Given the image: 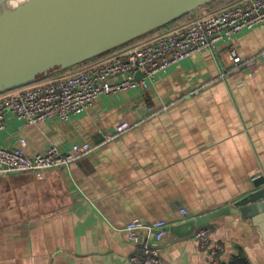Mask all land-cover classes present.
Returning a JSON list of instances; mask_svg holds the SVG:
<instances>
[{"label": "crops", "instance_id": "obj_1", "mask_svg": "<svg viewBox=\"0 0 264 264\" xmlns=\"http://www.w3.org/2000/svg\"><path fill=\"white\" fill-rule=\"evenodd\" d=\"M231 46L245 59L264 51V25L172 66L147 89L102 96L68 122L27 125L9 114L0 147L24 138L31 153L85 142L94 151L67 168L0 178V264H132L133 220L171 227L248 196L253 176L264 177V59L252 77L234 68ZM124 122L132 127L117 133ZM207 227L223 261L243 254L264 264V214ZM140 235L155 244L149 230ZM158 248L162 264H211L193 235L169 231Z\"/></svg>", "mask_w": 264, "mask_h": 264}, {"label": "built area", "instance_id": "obj_2", "mask_svg": "<svg viewBox=\"0 0 264 264\" xmlns=\"http://www.w3.org/2000/svg\"><path fill=\"white\" fill-rule=\"evenodd\" d=\"M264 25V0H242L223 10L209 12L202 8L190 23L164 33L146 43L137 45L88 67L44 78L36 83L0 95V130L6 128L7 116L13 115L27 125H41L59 120L68 122L93 107L102 96L116 95L132 89H147L172 66L197 54L215 52L219 43L231 41L245 31ZM234 68L249 71L255 76L264 51L249 59L243 58L234 46L228 50ZM239 72L234 75L238 76ZM227 79L224 72L221 76ZM151 111H154L153 109ZM132 126L121 123L116 132L123 133ZM94 151L85 143H75L63 152L50 144L42 153H31L28 142L20 138L15 149L0 147V178L16 173H38L67 168L75 161ZM262 173L253 176L256 182ZM187 214L186 210L181 211ZM154 235L155 244L141 241V230ZM130 240L138 245L132 264H162L158 244L168 235L165 221L145 224L133 220L126 226ZM199 247L211 256V264H229L222 260L224 246L213 244L211 229L203 227L194 235Z\"/></svg>", "mask_w": 264, "mask_h": 264}, {"label": "water", "instance_id": "obj_3", "mask_svg": "<svg viewBox=\"0 0 264 264\" xmlns=\"http://www.w3.org/2000/svg\"><path fill=\"white\" fill-rule=\"evenodd\" d=\"M217 0H0V95L36 83L120 48L194 14ZM264 214V177L218 212L169 227L194 236L221 216Z\"/></svg>", "mask_w": 264, "mask_h": 264}, {"label": "trees", "instance_id": "obj_4", "mask_svg": "<svg viewBox=\"0 0 264 264\" xmlns=\"http://www.w3.org/2000/svg\"><path fill=\"white\" fill-rule=\"evenodd\" d=\"M238 1H241V0H217L211 4H209L208 6H205L204 9H207L209 12H214V11H218V10H221L229 5H232ZM195 15L194 14H189V15H186L184 17H182L181 19L177 20V21H174L170 24H168L167 26L165 27H162L158 30H155L143 37H140L124 46H121L120 48H117L115 50H112L106 54H103L97 58H94L90 61H87L83 64H80L76 67H74L73 69H70V70H67L65 72H62V73H59V74H64V73H67L68 71H73L75 70L76 68L77 69H80V68H84V67H87L93 63H96V62H99L101 60H104V59H107V58H110L112 56H114L115 54L119 53L120 51H125L126 49L136 45V44H139V43H142V42H145V41H149L150 39H152L153 37L157 36L158 34L160 33H164L166 31H170V30H173V29H176V28H179L181 25H185V24H188L191 22L192 20V17H194ZM59 74H56V75H59ZM56 75H53V76H56ZM231 264H249L248 260L246 259V257L241 254L239 256H237L235 258V260L231 263Z\"/></svg>", "mask_w": 264, "mask_h": 264}, {"label": "rangeland", "instance_id": "obj_5", "mask_svg": "<svg viewBox=\"0 0 264 264\" xmlns=\"http://www.w3.org/2000/svg\"><path fill=\"white\" fill-rule=\"evenodd\" d=\"M242 1V0H241ZM241 1H238V2H241ZM238 2H236V3H238ZM236 3H234V4H236ZM233 5V4H232ZM229 6H231V5H229ZM229 6H227V7H229ZM227 7H225V8H227ZM225 8H223V9H225ZM223 9H221V10H223ZM218 11H220V10H218ZM214 12H216V11H214ZM164 33H167V32H164ZM164 33H160V34H158L157 36H159V35H162V34H164ZM157 36H155V37H157ZM154 39V38H153ZM153 39H151V40H153ZM151 40H149V41H151ZM146 42H148V41H145V42H142V43H139V44H136V45H134V46H132V47H135V46H137V45H140V44H143V43H146ZM132 47H130V48H132ZM130 48H128V49H130ZM127 50V49H126ZM123 51H120L119 53H117V54H115V55H118V54H120V53H122ZM114 55V56H115ZM88 67V66H87ZM84 68H86V67H84ZM84 68H80V69H75V70H73V71H68L67 73H64V74H68V73H71V72H75V71H78V70H81V69H84ZM60 75V74H59Z\"/></svg>", "mask_w": 264, "mask_h": 264}, {"label": "clouds", "instance_id": "obj_6", "mask_svg": "<svg viewBox=\"0 0 264 264\" xmlns=\"http://www.w3.org/2000/svg\"><path fill=\"white\" fill-rule=\"evenodd\" d=\"M7 2V6L9 7V5H11L12 9H15L17 7L15 0H6Z\"/></svg>", "mask_w": 264, "mask_h": 264}]
</instances>
